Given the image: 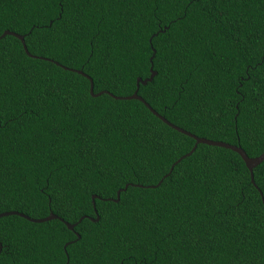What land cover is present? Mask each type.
Returning a JSON list of instances; mask_svg holds the SVG:
<instances>
[{"label":"trees","instance_id":"obj_1","mask_svg":"<svg viewBox=\"0 0 264 264\" xmlns=\"http://www.w3.org/2000/svg\"><path fill=\"white\" fill-rule=\"evenodd\" d=\"M79 10L86 14L84 22L59 34L53 44L50 30L33 31L34 25L47 24L53 11L38 10L30 0H0V35L7 30L23 35L33 55L13 35L0 39L3 206L15 211L16 194L27 190L40 207L25 215L41 219L51 213L49 199L63 193L55 214L76 224L70 230L60 219L37 223L5 216L0 264H68L69 254L72 264H264V202L254 185L244 199L241 182L247 186L251 174L242 157L231 149L200 143L196 149L204 158L205 175L186 185L180 173L191 175L187 166L194 157L178 160L196 140L164 123L141 101L115 98L133 95L137 79L148 78L147 59L154 54L150 37L188 11V19L156 36L160 74L141 84L138 94L184 130L241 146L249 157L260 156L264 0H86ZM98 28L104 32L98 34ZM185 35L190 37L188 55L177 51V41ZM109 49L114 59L103 65ZM137 54L145 61L143 69L134 67ZM74 70L97 81L96 94L104 93L94 97L91 80ZM98 71L104 72L103 80ZM241 92L248 97L240 108L251 140L245 136L237 141L233 133L218 127L217 118L224 111L223 119L231 127ZM173 165L176 182L169 178L154 187ZM142 167L151 175L144 178L143 187H134L138 182L132 170ZM108 168L126 173L109 191L117 194L128 185L120 195L127 207L111 216L101 208L102 218L95 223L90 193L63 189L82 177L95 179ZM254 172L264 189V161ZM241 199L244 204L237 209L235 202ZM77 232L85 239L71 243Z\"/></svg>","mask_w":264,"mask_h":264},{"label":"snow or ice","instance_id":"obj_2","mask_svg":"<svg viewBox=\"0 0 264 264\" xmlns=\"http://www.w3.org/2000/svg\"><path fill=\"white\" fill-rule=\"evenodd\" d=\"M31 3L35 4V7L39 9H43L45 12L51 10L54 12V15L51 16L49 19V22L44 25H34L33 31L39 27L42 30L48 29L52 33V42L53 44L56 43V38L59 34L64 33L67 34L69 29L78 28L82 22H84L86 14L82 13V11L79 10V6L84 4L86 0H30ZM145 3H147V0H144ZM194 3L195 0H192ZM189 5L188 7H190ZM189 17V12L185 11L182 13V15L178 19H173L170 24L165 25L159 29L155 33V35H152L150 37V43L153 51L155 52V40L156 36L161 35V33H167L171 30L172 24L178 23V20H186ZM3 22V18L0 17V23ZM161 24H163V21H161ZM98 34H101L104 32L103 28L97 29ZM32 32H28V36H31ZM3 35H0V39H3ZM112 43H116L115 40L112 41ZM177 51L181 53L182 55H188L189 54V48H190V37L185 35L184 37L180 38L177 41ZM25 47H27V42H25ZM68 55L71 56V50L69 49ZM43 58V57H41ZM114 59V55L109 49L105 55L102 57L103 65H111L112 61ZM91 63V59L88 61ZM145 65V61L143 60L142 56L140 54H137V59L134 64V67L143 69ZM95 70V69H94ZM146 70L148 72V80H145L144 83L147 84L149 80H155V77L159 75V70L157 67V56L155 54L151 55L147 59V67ZM83 71V70H81ZM153 72L156 74L153 76ZM167 76V73L165 74ZM97 76L100 80L104 79V72L98 71ZM89 80H91L90 90L92 95L96 96V90H97V81L95 79H92L91 76L88 77ZM248 79L251 80V74H249ZM3 80V72L2 68H0V81ZM240 84L239 88H244V78L240 77ZM107 89H104L102 91H106ZM138 90V88H137ZM3 87L2 84H0V99L3 97ZM241 101L237 105L239 108V112L235 115V120L231 122V127H229V122L224 118V111H221L218 113L217 118V125L220 129L223 130V132H231L235 135L237 138V141H242L245 136L249 137V140H251V133L248 129H246L245 121L242 119L244 116V110L243 108H240V105L244 104L248 97L241 92ZM98 98V97H97ZM179 103V101H177ZM206 107V106H205ZM193 113H189V119L191 120ZM194 123H199V121H194ZM215 130V129H214ZM180 131H183V128L180 129ZM189 157H194L192 160L189 161V165L187 166L191 170V175L186 176L184 172L180 173V179L183 180L184 184H196L200 181H202L204 175H205V163L204 158L197 155V149L194 147L192 148L185 156L181 157L182 160H187ZM246 158V155H245ZM180 162V161H178ZM213 164H215V160L212 161ZM250 167H254V163H250ZM136 181L138 183H133L132 186L134 187H143L144 186V178L151 175V172L148 168L142 167V168H136L132 170ZM172 171H175V166H173ZM172 171L164 174L159 182L154 185V187L159 188L164 184L165 180H168L171 178L173 180V183L176 182L177 177L172 176ZM125 171L120 168H108L107 170H101L99 173H97L95 179H85L81 178V181H78L74 183L73 185L64 186L63 192H73L74 188H79L80 191L84 193H90L91 195V204L93 207V210L95 212L96 217L102 218L101 208H104V213L111 216L112 214H119L122 213L125 208L127 207V201L122 202L117 194L109 191V186L118 181L119 179H122L125 176ZM125 183H129L128 181H125ZM255 186V189L260 190L261 197H264V189L261 188V184L257 182L256 179V173L253 171L250 176V183L245 186L243 182H241V187L245 189V197L246 199V193L252 188V186ZM47 191V189H44ZM127 187L121 186L118 191L119 193L127 192ZM4 195H3V189L0 188V229L4 227L3 221L6 215H12L13 213L6 210L3 206ZM244 199L237 200L235 202V207L237 209L241 208L244 204ZM97 201L103 202L102 204H97ZM63 202V193L59 194V198L49 199L47 207L52 213V215H55L56 208L61 207V204ZM264 202V201H262ZM16 204L17 208L15 209V213L20 216H25V213L28 212L29 209L32 210V212H35L40 205L35 203V196L30 195L27 190L23 192H18L16 194ZM107 206V207H105ZM229 213L226 211L225 215H228ZM91 218V217H89ZM25 219L31 220L32 215L25 216ZM58 219L63 220L65 224H67V221L64 220V218L58 217ZM95 223H99V219L95 221ZM69 228H75V225L69 224ZM85 238L80 235L79 232L76 233L75 236L71 238V243L80 244L82 240ZM81 247H85V245H81ZM3 249V244L0 242V251ZM67 251V249H65ZM130 255L134 256L135 251H132L129 253ZM68 264H72V257L69 254L68 256Z\"/></svg>","mask_w":264,"mask_h":264},{"label":"water","instance_id":"obj_3","mask_svg":"<svg viewBox=\"0 0 264 264\" xmlns=\"http://www.w3.org/2000/svg\"><path fill=\"white\" fill-rule=\"evenodd\" d=\"M3 37L7 36V35H13L15 37H17L18 39H20L23 43V46H24V49L26 51V53L29 55V56H33L29 50H28V47H25V37L23 35H20V34H17L15 32H12V31H5L3 34ZM154 54H156V50L154 52ZM36 57V56H34ZM41 58V57H40ZM58 65H60L58 62H56ZM66 69H68L67 67H65ZM84 76H86L87 78L89 77L87 74H85L83 71L81 70H74ZM156 73L153 72V76L155 75ZM145 80H148V78L146 79H142V78H138L137 79V88L138 90L136 89V91L134 92L133 95L131 96H127V97H115L116 99H124V100H139L141 101L142 103L145 104V106L154 114L156 115L157 117H159L164 123H166L167 125H169L170 127L174 128L175 130L181 132V133H184L188 136H191L192 138H194L196 140V144H195V148L197 147L198 144H207V145H211V146H219V147H224V148H227V149H231L235 152H237L243 159V161L245 162L247 168L249 169L250 171V174H252V172L254 171V169L259 166L263 161H264V153H262L260 156H257V157H249L248 154L246 153V151L241 147V146H237V145H232V144H229V143H225V142H222V141H213V140H209V139H206V138H202V137H199V136H196L194 134H192L191 132L187 131V130H184L183 131H180L181 127L171 123L168 119H166L163 115L159 114L156 110H154L151 105L145 100L143 99L139 94H138V91H139V87L141 84L143 85H146L144 83ZM152 80H149L148 82H151ZM91 92V90H90ZM102 93L104 92H100L98 94H96V96H100ZM92 94V93H91ZM1 123V121H0ZM245 155H246V158H245ZM178 161H181L178 160ZM250 163H254V167H250ZM174 166V165H173ZM173 167L171 168V171H172ZM128 188V185L126 186ZM120 195L121 193H117V196L118 198L120 199ZM262 200L264 201V197H262ZM13 214L12 215H18L15 213V211H11ZM6 216H10V215H6ZM20 216V215H19ZM27 216V215H25ZM25 216H21L23 218H25ZM59 216H57L56 214L55 215H52V213L49 214V216L45 217V218H41V219H35V218H32L30 221L32 222H37V223H42V222H46V221H50V220H53V219H58ZM99 218L97 217V219H93L91 218V220H98ZM61 220V219H60ZM82 220V219H81ZM80 220V221H81ZM63 221V220H62ZM70 223L67 222V227ZM72 225H76V224H72ZM69 228V227H68ZM70 230H74V228H69ZM1 242V241H0ZM68 245V244H67ZM66 248V247H65ZM2 251H0L1 253Z\"/></svg>","mask_w":264,"mask_h":264}]
</instances>
